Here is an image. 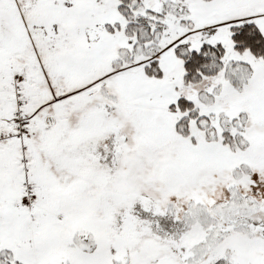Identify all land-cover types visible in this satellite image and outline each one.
Wrapping results in <instances>:
<instances>
[{"label":"snow or ice","instance_id":"obj_1","mask_svg":"<svg viewBox=\"0 0 264 264\" xmlns=\"http://www.w3.org/2000/svg\"><path fill=\"white\" fill-rule=\"evenodd\" d=\"M0 264H264V0H0Z\"/></svg>","mask_w":264,"mask_h":264}]
</instances>
